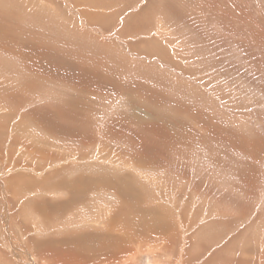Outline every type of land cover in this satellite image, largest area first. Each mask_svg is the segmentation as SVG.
I'll use <instances>...</instances> for the list:
<instances>
[{
  "label": "rangeland",
  "instance_id": "rangeland-1",
  "mask_svg": "<svg viewBox=\"0 0 264 264\" xmlns=\"http://www.w3.org/2000/svg\"><path fill=\"white\" fill-rule=\"evenodd\" d=\"M139 206L123 264H264V0H0V264Z\"/></svg>",
  "mask_w": 264,
  "mask_h": 264
},
{
  "label": "bare ground",
  "instance_id": "bare-ground-1",
  "mask_svg": "<svg viewBox=\"0 0 264 264\" xmlns=\"http://www.w3.org/2000/svg\"><path fill=\"white\" fill-rule=\"evenodd\" d=\"M115 32V31H114ZM128 55V54H127ZM90 84V83H89ZM146 122V121H145ZM9 127V126H8ZM14 132V131H13ZM28 133V132H27ZM164 135V134H163ZM24 154V153H23ZM22 155V154H21ZM123 159V158H122ZM126 160V159H125ZM61 173V172H60ZM59 173V177H60V174ZM49 176V174H47ZM58 175V174H57ZM47 176V177H48ZM51 176H53L51 174ZM51 176L47 179L50 180ZM122 176V175H120ZM18 177H24V176H19ZM16 177V178H18ZM58 177V176H56ZM58 177V178H59ZM75 177V176H74ZM131 177V176H130ZM54 178V176H53ZM52 178V181L56 182L58 180H53ZM76 178V177H75ZM126 178V177H125ZM20 179V178H19ZM67 179V178H66ZM71 179V178H70ZM106 179V178H105ZM103 179V181L105 180ZM129 179V178H128ZM123 179L124 181L121 182V183H110L109 181V186L110 188L113 187V188H117L116 191H122V194L123 195H127L128 196H132V197H136V193H138L136 190H133L130 192V195H128L126 191H130L129 187H126L128 186L130 183V179ZM21 180V179H20ZM47 180V181H49ZM61 180V178H59V181ZM64 180V179H63ZM68 180V179H67ZM72 180V179H71ZM70 180V183L72 182ZM80 180V178H79ZM86 180V179H85ZM88 180V179H87ZM119 180V178H118ZM117 180V182H118ZM128 180V181H127ZM24 181V180H21V182ZM51 181V180H50ZM65 181V180H64ZM78 181V180H77ZM107 181V182H108ZM120 181V180H119ZM19 182V181H18ZM17 182V183H18ZM20 182V183H21ZM30 182V181H29ZM29 182H25L26 184H28ZM46 182V180H45ZM53 182V183H54ZM76 182V181H75ZM102 182V181H101ZM32 183V182H31ZM44 183V182H43ZM42 183V184H43ZM48 183V182H47ZM69 183V184H70ZM74 183V182H73ZM78 184H80L79 182H77ZM77 183L75 184H71L72 187L70 186H67L65 187L66 190L69 191L70 194H73V193H77V192H81L82 190H84L83 188L81 187H78L77 186ZM30 184V183H29ZM52 183H50V187H52L51 185ZM58 184V183H57ZM56 184V189H58V185ZM62 184H64V182L62 183L61 182V187H62ZM86 184V183H85ZM101 184V183H100ZM103 184V183H102ZM107 184V183H106ZM68 185V184H67ZM93 185V184H92ZM91 185V186H92ZM104 185V184H103ZM29 186V185H28ZM47 186V185H46ZM100 185H98L99 187ZM131 186V185H130ZM50 187L48 189H50ZM60 187V188H61ZM97 187V189L99 190V188ZM88 188V187H86ZM92 188V187H91ZM90 188V189H91ZM106 188V186L104 187ZM103 188V189H104ZM109 188V187H107ZM106 188V189H107ZM63 189V188H62ZM105 189V190H106ZM61 190V189H60ZM65 190V191H66ZM79 190V191H78ZM108 190V189H107ZM115 189H113L114 191ZM139 190V189H138ZM55 191V190H54ZM67 191V192H68ZM57 192V191H56ZM125 192V193H124ZM78 193V195H79ZM120 193V192H119ZM118 193V195H119ZM142 193V192H141ZM35 194V193H34ZM77 195V196H78ZM141 196V195H140ZM47 198V197H46ZM59 200V199H58ZM135 200V199H134ZM64 201V200H63ZM130 203V202H129ZM132 203V202H131ZM135 203V202H134ZM47 204V202H46ZM52 206H49V205H46V215H50V210H52L53 208L55 209H60L61 206L60 204H52ZM130 206V205H129ZM51 207V209H50ZM53 207V208H52ZM141 207L139 206L138 208V213L135 215H131L129 212L130 209L126 208L125 209H121V208H114L115 212H111L110 215H106L105 219L103 218L104 217V212L107 211L106 208H104L103 211H100L102 212L101 214L99 213V215H96V217L94 216H91L89 217L90 219L92 218H95L94 222H92V224L94 225H98V224H101L102 223V226H103V229L102 231L100 230H96V229H93V228H89L86 229L88 231H84V232H80L78 236L76 237H72L70 238L69 236H71V234L69 235L68 233V237L67 236H61L57 239V237H55L58 241V245H62L65 249L66 247H89L90 250H92L90 256H88V254H86L85 252H82V251H78L79 255L78 254H75L73 256H71L73 253H70V254H64L62 255V257H58L57 259L53 260V262H57V264H59L60 262L64 263V264H114V263H119V264H123L122 263V260H126V257H128V254H133V253H136L135 252V249H139V248H142V245L145 244V242L147 241L146 237L147 235H145V233L143 232V228L142 227H145V229L147 228L148 230H154V229H158V231H160L161 233H165L166 230H167V222H163V219H155L154 217V213H157V212H160V210L156 209L154 212H153V209L152 208H143L144 210H141L140 209ZM106 210V211H105ZM110 210V209H109ZM141 210V211H140ZM132 211V210H131ZM129 212V217L127 218L126 216H124L125 213H128ZM109 213V212H108ZM149 216H152V217H149ZM87 219V218H85ZM49 223V222H48ZM90 223V222H89ZM82 224V223H81ZM48 225V224H47ZM35 231V230H34ZM143 233H142V232ZM167 232H170V229L167 230ZM166 232V233H167ZM74 234V233H73ZM67 235V234H66ZM73 236V235H72ZM151 237H149L150 239ZM50 239H51V236H50ZM54 239V238H53ZM54 239V240H56ZM21 240V239H20ZM52 240V239H51ZM31 241V240H30ZM34 241V239H33ZM32 241V242H33ZM36 241V240H35ZM37 242V241H36ZM56 242V241H55ZM54 242V244H55ZM22 243V242H20ZM57 244V243H56ZM157 244V243H156ZM38 245H45L46 246V251L49 252V250L51 249H47V247H51V242H49V240L47 241L46 240V243L43 242V241H40L38 242ZM146 245V244H145ZM148 245V244H147ZM154 245V244H153ZM38 246V247H39ZM53 246V245H52ZM159 246V245H158ZM35 247V246H34ZM57 247V246H56ZM54 247V248H56ZM80 247H79V250H80ZM147 247V246H146ZM154 247V246H153ZM162 247V246H161ZM53 248V247H52ZM37 249V248H36ZM59 249V248H58ZM88 249V250H89ZM83 250V249H82ZM84 251V250H83ZM158 251V250H157ZM44 252V251H43ZM46 252V254H47ZM70 252V251H69ZM75 252H77L75 250ZM39 253H42V252H39ZM55 253V251H54ZM138 253V251H137ZM43 254V253H42ZM41 254V255H42ZM49 254H53V253H49ZM152 254V253H151ZM136 255V254H135ZM47 256V255H45ZM49 256V255H48ZM71 256V257H70ZM148 256V255H147ZM169 256V255H168ZM133 257V256H132ZM146 257V256H145ZM152 257V256H150ZM47 258V257H46ZM54 258V256H53ZM125 258V259H124ZM63 259V261H62ZM96 259V260H94ZM147 259H149V257H147ZM47 261V260H46ZM141 261V260H140ZM94 262V263H92ZM128 262V261H127ZM146 261H144L143 263H145ZM150 262V261H149ZM47 263V262H46ZM62 263V264H63ZM125 263V261H124ZM136 263V262H135ZM139 263V262H137ZM147 263H148V260H147ZM153 263V262H152ZM10 264V263H9ZM49 264V263H48Z\"/></svg>",
  "mask_w": 264,
  "mask_h": 264
}]
</instances>
